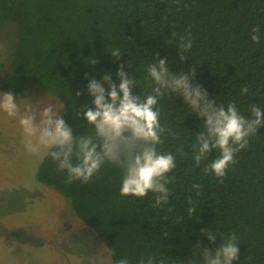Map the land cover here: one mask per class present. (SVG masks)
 <instances>
[{"label": "trees", "instance_id": "obj_1", "mask_svg": "<svg viewBox=\"0 0 264 264\" xmlns=\"http://www.w3.org/2000/svg\"><path fill=\"white\" fill-rule=\"evenodd\" d=\"M5 21L15 23L18 32L0 91L25 96L38 88L59 97L65 102L63 118L77 134L91 132L75 117L90 106L87 79L107 71L117 82V68L126 65L138 81L134 91L144 95L150 92L146 66L156 57L166 58L173 74L191 67L193 83L216 103L234 101L246 116L251 105L264 109V0H0V22ZM254 27L261 35L258 44L249 38ZM185 32L193 47L181 63L175 43ZM117 50L119 57H112ZM241 87L247 95H240ZM160 107L166 128L160 150L185 154H177L168 204L154 206L151 194L120 196L121 170L107 164L87 184H68L44 157L36 180L68 200L72 213L113 250L112 264L121 257L136 264L148 255L164 264H187L205 249L214 252L221 233L236 237L239 260L233 264H264V126L218 182L202 171L203 164L192 166L201 119L171 93ZM203 230L215 233L216 240L209 242Z\"/></svg>", "mask_w": 264, "mask_h": 264}, {"label": "clouds", "instance_id": "obj_2", "mask_svg": "<svg viewBox=\"0 0 264 264\" xmlns=\"http://www.w3.org/2000/svg\"><path fill=\"white\" fill-rule=\"evenodd\" d=\"M176 38V33L171 34ZM250 40L258 44L261 35L258 28L251 30ZM171 44V41L168 42ZM178 60L183 63L186 54L193 47V37L185 32L176 38ZM119 51L111 53L118 58ZM94 63V61H90ZM117 68L113 74L105 71L100 79H87L86 93L90 106L76 111L75 117L90 126V134H77L69 126L60 110L64 101L53 96L51 100L32 102L18 100L13 91L0 92V113L16 122L20 132L23 152L30 157H47L58 171L65 174L66 183L79 181L87 184L102 167L112 165L121 170L118 194L122 197H153L154 206L168 204L173 182V171L177 167V150H160L166 128L161 123L160 100L174 94L190 114L201 119L195 133L192 152V166L201 167L204 173H211L218 182L226 176L235 164L236 154L248 145L249 137L264 126V109L258 104L250 106V114L244 115L234 101L216 103L210 99L206 89L193 83L195 73L189 67L187 73L173 74L166 58H157L146 66L150 92L144 95L134 91L138 81L124 69ZM247 87L240 88V95H247ZM80 92L76 93L79 96ZM54 101V102H53ZM190 135V134H189ZM192 136V135H191ZM217 155L209 159L213 152ZM207 161L205 164L204 162ZM200 185L193 184V189ZM193 209L189 208L190 215ZM209 242L216 235L203 230ZM221 235V243L214 250L192 255L187 264H233L239 260V248L234 235ZM109 255H114L109 249ZM113 264H131L127 257L115 259ZM136 264H164L155 255L141 257Z\"/></svg>", "mask_w": 264, "mask_h": 264}, {"label": "rangeland", "instance_id": "obj_3", "mask_svg": "<svg viewBox=\"0 0 264 264\" xmlns=\"http://www.w3.org/2000/svg\"><path fill=\"white\" fill-rule=\"evenodd\" d=\"M17 32L15 23L0 22V81ZM15 96L32 102L52 98L38 88ZM20 139L16 122L0 113V264H112L105 245L72 213L68 200L36 180L42 158L27 156Z\"/></svg>", "mask_w": 264, "mask_h": 264}]
</instances>
